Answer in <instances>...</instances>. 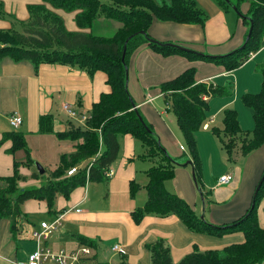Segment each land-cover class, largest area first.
Masks as SVG:
<instances>
[{
    "label": "crops",
    "instance_id": "0c3cea01",
    "mask_svg": "<svg viewBox=\"0 0 264 264\" xmlns=\"http://www.w3.org/2000/svg\"><path fill=\"white\" fill-rule=\"evenodd\" d=\"M196 1L209 14L204 27L200 24L154 19L149 28L150 35L161 42L175 43L210 55H224L239 48L248 31V26L244 24L241 16L236 11L235 13L224 9L215 0ZM0 3L5 12L16 14L20 19H27L28 5L40 4L43 0H0ZM249 7L250 3L245 1L241 6L242 12L247 13ZM55 11L64 17L69 30H81L74 20L76 12H66L62 9ZM231 12L234 15H231ZM9 26L7 20L0 19V28ZM190 67L197 68L198 82L224 85L225 81L236 80L237 90L234 96L210 99L208 118L212 117L214 120L226 108L236 107L243 111L239 104L241 95L260 91L264 46L253 53L246 63L232 71L226 70L220 64L190 59L184 54L164 56L154 51L149 43L139 46L129 61L128 87L136 106L153 125L168 154L179 158L183 163L175 169L174 177L166 181V187L189 202L206 220L215 225H225L244 216L252 204L264 172V144L246 156L238 146L233 151L231 162L219 137L209 132L213 126L222 127V123L211 124L213 121H207L208 127L203 126L204 133H201L200 139L209 142L208 155L217 163L218 168L216 167L212 176H209L204 164L202 165L200 185L208 194L201 196V199L193 177L194 163H185L187 159H193L176 115L169 110L160 88L162 83L177 77ZM107 78V73L102 70L90 76L88 72L68 65L44 63L36 72L29 61L15 62L9 58L3 59L0 61V141L5 132L15 129L11 126L9 118L17 111L23 118L18 129L26 133L32 156L33 153L37 155L35 151L41 146L38 157L54 169L62 154L74 151V143L60 140L54 134L40 133V117L53 114L55 132L66 131L67 121L79 125L77 120L71 119L63 110V104L69 103L79 111L90 113L102 94L111 91ZM239 119L241 124L240 115ZM23 125L24 129L21 128ZM11 146L12 140H7L0 147V177L13 174L15 159H26L23 150L17 151L15 155L8 153L7 150ZM198 146L201 149L200 142ZM145 150L141 141L131 134L125 135L121 154L109 167L113 170L112 174L76 188L69 199L59 196L56 200L58 212L55 213L49 212L45 201H26L23 204L26 214L21 223V230L40 231L42 221L52 222L60 218L61 224L46 240L45 245L54 250H74L83 245L90 246L95 256L89 259V264H152L149 245L160 239L168 242L176 263L197 247L201 250L219 248L244 240L240 232L217 236L192 231L175 214L164 217L147 215L137 224L132 217V211L143 206L147 200V170L153 165V162L140 158ZM31 172L27 167L22 168V173L26 175ZM229 172L234 173V180L228 184L219 183V178ZM132 181L141 185L134 198L130 195ZM35 182L31 179L21 185ZM258 218L260 226L264 228V197L260 203ZM115 245H119L124 252L114 251ZM36 247L35 240L22 237L19 231L13 234L8 218L0 219V264L25 262Z\"/></svg>",
    "mask_w": 264,
    "mask_h": 264
},
{
    "label": "trees",
    "instance_id": "16d2710c",
    "mask_svg": "<svg viewBox=\"0 0 264 264\" xmlns=\"http://www.w3.org/2000/svg\"><path fill=\"white\" fill-rule=\"evenodd\" d=\"M245 1L250 3V7L244 14L241 6ZM217 2L224 9L237 6L244 15L239 16L248 26L243 44L224 55L185 51L168 46V42H161L150 35L149 28L154 19L200 24L204 27L208 14L196 0H171V3H159L157 0H43V3L28 5L30 17L27 20L14 22L19 24L20 29L15 26L0 28V61L5 58L15 62L29 61L36 72L44 63L68 65L86 71L90 76L102 70L107 73V83L111 87L110 92L103 93L100 100L94 103L85 126L67 121L66 131L55 132L54 115L46 114L40 117V133L54 134L60 140L74 143L75 147L74 151L62 154L59 163L50 172L42 175L37 170L26 133L17 129L4 133L0 147L5 141L12 140L8 153L15 155L19 150L26 153L25 160H14L12 175L0 177V219L10 220L13 234L19 231V219L25 217L23 204L26 201H45L50 213L58 212L56 200L59 196L69 199L76 188L86 186L88 181L104 178L106 170L121 154L124 136L131 134L145 146L146 150L140 158L153 162L147 170V200L143 206L132 211V217L137 224L147 215L164 217L175 214L192 231L217 236L240 232L244 237L242 242L226 244L219 248L201 250L197 247L177 263L172 258L168 242L160 239L149 245L152 264H262L264 228L260 226L257 207L264 197V180L260 188H256L251 206L238 220L225 225H215L200 216L189 202L166 187V181L174 177L175 169L183 163L179 158L168 154L153 125L136 106L128 87L130 57L143 43H149L154 51L164 56L184 54L190 59L220 64L228 71L242 66L253 53L260 50L264 46V0ZM54 9L76 12L74 19L81 30H69L62 15ZM0 16H5L2 3ZM101 18L116 20L121 25L110 36L96 34L94 27ZM251 22L253 31L246 41ZM85 29L90 31H83ZM125 45L127 51L123 61ZM196 74L197 68L190 67L177 77L162 83L160 88L169 110L176 115L193 159L198 190L205 197L208 193L204 192L200 185L202 164L198 155L196 134L208 120L210 99L231 94L234 85L198 82ZM261 74L260 91L247 92L241 96L244 105L252 112L253 129L243 130L238 110L231 107L223 111V126L211 128L222 142L230 160L238 146L246 156L264 144V67ZM205 96L209 98L205 99ZM93 158L95 159L87 176V165ZM74 166L81 168L74 175H68L69 169ZM24 167L31 169V174L22 173ZM31 179L36 182L21 185ZM140 189L141 185L132 181L131 197L134 198Z\"/></svg>",
    "mask_w": 264,
    "mask_h": 264
},
{
    "label": "built area",
    "instance_id": "2783aa9c",
    "mask_svg": "<svg viewBox=\"0 0 264 264\" xmlns=\"http://www.w3.org/2000/svg\"><path fill=\"white\" fill-rule=\"evenodd\" d=\"M208 96H205L207 99ZM63 110L67 113V115L79 122V125L86 124L88 118H90V113L86 111H79L73 108L69 103L63 104ZM10 124L13 128L17 129L23 122L22 116L16 111L12 113L9 118ZM213 121V119H211ZM205 128L208 127V123L206 122L204 125ZM183 148V147H182ZM95 158H93L90 163L87 165V176H89V169L93 164ZM81 166H74L69 169L68 175H74L78 172ZM113 173L111 168H108L105 172V175H110ZM234 173L229 172L227 174L222 175L219 178V183L228 184L234 180ZM23 218L19 219L18 227H19V235L22 237L31 238L37 242L36 249L28 256V260L25 262H18V264H44L47 262H52L54 264H89V259L93 257V249L90 246L83 245L74 250L60 249L54 250L49 246L45 245L46 240L51 236V234L58 228L61 224V219L57 218L52 222L42 221L41 227L39 230H31L26 231L24 229L21 230V223ZM113 250L117 252H124L119 245L113 246Z\"/></svg>",
    "mask_w": 264,
    "mask_h": 264
},
{
    "label": "rangeland",
    "instance_id": "374dc122",
    "mask_svg": "<svg viewBox=\"0 0 264 264\" xmlns=\"http://www.w3.org/2000/svg\"><path fill=\"white\" fill-rule=\"evenodd\" d=\"M159 3H164V2H166V3H171V0H157ZM215 1H217V0H215ZM51 7V6H50ZM52 8V7H51ZM3 10H4V8H3ZM54 10H57V9H54ZM230 11H233V12H235V10H233L232 8H230L229 9ZM5 11V10H4ZM65 11V10H64ZM28 12H29V10H28ZM67 12V11H66ZM233 12H231V15H234V13ZM236 13V12H235ZM29 17H30V12H29ZM28 17V18H29ZM27 18V19H28ZM64 18V17H63ZM208 18H209V14H208ZM0 19H3V20H7L9 23H10V26L9 27H7V28H11L12 26H15V28H17V29H20V26H19V24H17V23H14L16 20H19V21H21V20H27V19H20V18H18L17 17V15L16 14H11V13H8V12H5V16H0ZM65 20V19H64ZM75 20V19H74ZM106 21V22H105ZM113 21V22H112ZM110 22L111 23H115V24H110ZM65 23H66V21H65ZM121 24H120V22H118V21H116V20H108V19H105V18H101V19H99V21L95 24V27H94V32L96 33V34H103V35H106V36H110V35H112L113 33H115V31L118 29V27L120 26ZM205 54H207V53H205ZM207 55H210V54H207ZM261 74V73H260ZM235 82H236V80H235ZM235 82H234V80H229V81H225V83H224V85H228V84H233L234 85V87H233V91H232V93L231 94H228V95H226V96H224V97H232V96H234V94L236 93L235 91L237 90V85H235ZM260 90V89H259ZM243 95V94H242ZM241 95V96H242ZM217 98H222V97H217ZM239 104L241 105V107H242V109H243V111H241V109H238L239 110V115H240V117H241V127H242V129L243 130H246V131H248V130H252L253 129V127H254V120H253V116H252V112H251V110L247 107V106H245L243 103H242V100H241V97H240V99H239ZM236 108V107H235ZM210 116V115H209ZM212 117H209L208 118V120L207 121H211L210 119H211ZM223 118V111H222V113L221 114H219L218 115V117H216L214 120H213V122L211 123V124H213L214 122H216L217 124H220V123H222V121H221V119ZM215 123V124H216ZM24 125H25V123H24ZM24 125L23 126H21V128L22 129H24ZM81 126H84V125H81ZM17 130H19L18 128H17ZM210 134L211 133H213L212 132V129H210ZM201 133H204V131H203V128L201 129V130H199L198 132H197V139H198V145H199V142L201 143V149H200V147L198 146V155H199V158H200V162H201V164L203 165L204 164V166H205V168H206V170H207V172H208V174H209V176H212V173H213V171L215 170V168L217 167V163H215L214 161H213V159H211L210 157H209V153H210V148H209V145H208V141L207 140H205V139H200V136H201ZM217 139V138H216ZM220 143L222 144V142L220 141ZM41 148V146H39V147H37V149H36V154L37 155H35V153H33V158L35 159V162H40L41 164H43L44 166H46V167H44L45 169H46V171H45V173L48 171V172H50V170L53 168V167H50L49 165V163H48V165H46L47 163H44V161L41 159V158H39L38 157V155L41 153L40 151H38L39 149ZM187 149H188V147H187ZM188 151H189V149H188ZM226 151V150H225ZM190 153V152H189ZM226 153H227V151H226ZM227 155H228V153H227ZM228 159H229V155H228ZM145 160H147L148 162L150 161L151 162V160H149V159H145ZM182 160V159H181ZM189 159H187L186 161H185V163L188 161ZM229 161H233V155H232V159L230 160L229 159ZM218 168V167H217ZM91 181H88L87 182V184L86 185H89V183H90ZM107 183V182H106ZM169 190H171L170 188H169ZM107 193V192H106ZM201 193V192H200ZM200 197H201V195H200ZM201 199H202V197H201ZM259 208H260V204L258 205V207H257V214H258V210H259ZM47 263H51V264H54V263H52V262H47Z\"/></svg>",
    "mask_w": 264,
    "mask_h": 264
},
{
    "label": "water",
    "instance_id": "95a60500",
    "mask_svg": "<svg viewBox=\"0 0 264 264\" xmlns=\"http://www.w3.org/2000/svg\"><path fill=\"white\" fill-rule=\"evenodd\" d=\"M226 1H227V2H230V0H226ZM233 9H234L239 15L244 16V15L238 10L237 6L233 5ZM252 31H253V22H251L250 30H249V33H248V35H247V39H246V41L250 38V36H251V34H252ZM141 33H145V31H141ZM126 44H127V42H126ZM167 45H168V46H172V47H177V48L182 49V50H185V51H193V50H191V49H189V48H187V47H183V46H180V45L175 44V43H167ZM126 51H127V46L125 45V47H124V51H123V56H122V60H123V61H125ZM140 119L143 121V118H142L141 116H140ZM186 163H187V164H191V165H193V161H192V160H188ZM35 166H36V168H37V170L39 171L40 174H42V175L45 174L46 169L44 168V166H43L40 162H38V161L35 162ZM193 177H194V180L196 181V172H195V170H193ZM263 180H264V175L261 177V179H260V181H259V183H258L257 189L260 188V186H261ZM201 196L203 197L202 193H201Z\"/></svg>",
    "mask_w": 264,
    "mask_h": 264
}]
</instances>
